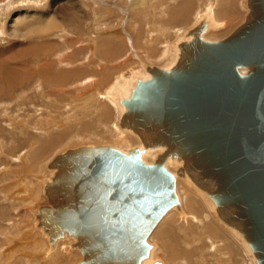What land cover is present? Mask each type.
<instances>
[{"label":"water","instance_id":"1","mask_svg":"<svg viewBox=\"0 0 264 264\" xmlns=\"http://www.w3.org/2000/svg\"><path fill=\"white\" fill-rule=\"evenodd\" d=\"M247 2L226 38L205 41L201 21L170 68L146 66L130 85L118 125L140 147H82L55 160L35 216L51 246L67 235L78 264H141L150 233L179 207L177 177L188 176L264 264V0ZM167 160L180 167L170 171Z\"/></svg>","mask_w":264,"mask_h":264},{"label":"rangeland","instance_id":"2","mask_svg":"<svg viewBox=\"0 0 264 264\" xmlns=\"http://www.w3.org/2000/svg\"><path fill=\"white\" fill-rule=\"evenodd\" d=\"M35 1L0 0V24L6 31L2 34L0 33V264H8V262L29 264V262L24 260V256L27 255L28 250L30 248L31 250H40L42 249V245L44 251L50 253L46 259L42 260L43 264H78L83 258L79 250L71 248L69 239L60 241L57 243L60 244L56 246L57 249L51 250L49 238L45 237L41 230H37V222L33 217L37 210H35V207L32 208L35 206V203L31 205V199L22 192L25 191L27 186L19 185L17 182L20 178L24 180L28 179L27 182L33 184L31 189H35L36 182H38L37 179L41 178L43 182L48 181L51 173L48 170V164L59 153H65L70 149L83 146H112L119 148L116 147L118 143L120 145L123 141L122 139H125V137L129 138L128 134L121 131V128L118 126L117 117L119 116H117V113L118 108H121V106L113 99L117 94L115 91L120 85L118 82L123 79L119 75V72L123 71L124 73L128 69H133L142 74L141 62L165 66L159 60L158 62L148 56L145 52L146 48L141 46V39L144 40L145 38L149 40L153 48L156 47L155 49L158 51L163 49L165 55L169 57L170 51H175L174 48H170L171 44H177L185 31L193 27L196 22L201 21L205 14H208L219 26L211 29L205 38L210 41H219L226 38L243 22L248 10L245 0H159L157 3L159 5L158 8L150 9L149 15L147 14L149 21L147 20L148 22H144L143 25L141 24V13L130 10L132 0H37L41 2L38 5L34 3ZM184 2L191 4V9L186 10V12L190 11L188 12L190 14L184 13L185 9L183 11L182 9L179 10L180 4ZM34 12L55 16L56 24L52 27V31L46 35L43 34V38H40L42 35L40 37L35 35L30 38H12L10 19L16 17L17 14L28 16ZM155 12L156 15H153ZM225 13L228 15L225 16ZM161 24H164V26L161 27ZM143 28L142 34L141 29ZM98 41H100L99 49L96 46ZM116 47L120 51H116ZM165 49L168 50L169 54L166 53ZM115 55L117 56L116 58ZM113 58L115 59L112 60ZM31 73L34 75V78L29 77L32 75ZM58 74L62 75L59 79L57 78ZM110 74L113 75L112 78L115 81L114 85L111 84L109 86L106 80ZM65 76L69 78L66 81L64 79ZM74 76L77 77L73 78ZM6 78L8 79L7 82H5ZM82 79L83 82H81ZM87 79L92 80L93 84L85 82ZM23 92H26L24 98H18L17 100L15 97ZM44 95L46 97L43 99L42 96ZM105 101L118 104L115 114L110 118L105 115V111L103 110ZM69 113H72L74 116L72 117V114ZM104 116L107 118L106 120L103 118ZM67 118L72 123L83 120L84 124L86 122L89 125L86 129L85 138L77 140L75 136L81 131L82 125L74 123V133L65 134L61 130H56L57 133H60V137L55 139L56 142L51 146L50 150L46 146V142L43 144L45 148H42V150L40 148L37 150L32 148L31 144H37L38 147L40 146V140L44 142L45 137H50L52 133L55 134V128L59 124L65 123ZM102 124L105 126L103 127ZM92 131H99L101 133L98 136L100 139L88 137V133ZM106 133L109 134L106 135ZM117 134L122 137L120 136L119 139ZM29 147L32 158L39 157L38 160L34 159L37 163L34 162V166L31 167L26 164L27 154L25 153L29 151ZM43 165H45L44 169ZM25 174L27 175L25 176ZM185 187L189 189V186L185 185ZM17 192L21 196V200L17 199L19 197L16 194ZM191 192L193 191L191 190ZM193 193L191 195L180 193V196L183 195L184 201L185 198L191 199V203L200 198V201L207 208L208 215L215 219L213 207L205 197L198 191ZM184 195L186 196L184 197ZM182 197L180 199L183 205L184 201ZM39 199L37 201L38 205H45L47 203V198L44 195L40 196ZM194 208L198 209L199 207ZM196 209L195 213H199V215H194L193 217L187 215L189 218H186V214L184 216L181 215L182 217L180 216V218L182 220H179V224L171 222V226H169V223L166 221H164L165 226L161 224L163 227H166L165 231L170 232L168 236L170 237V243L174 242L173 244L176 246V250L173 249L177 253L176 259L181 255V258H178L180 261L178 259V261L175 260V264H179V262L180 264H187L191 258L189 255H193L197 250L202 249V245L204 244L209 247L210 250H208L207 255H210L211 258L212 244L214 242L218 244L223 253L226 254V258L233 262V264H243V262L244 264H253V262L256 264L254 260L252 261L244 245L230 233V230L228 232V229L217 218L215 220L223 229L225 228V231L235 238V241H224L227 239L214 238L212 235L203 234L202 229L204 228L200 222H202L201 219H203L206 211H202L203 209L200 208L197 212ZM31 210H35L36 212L32 214ZM184 213L186 212L184 211ZM190 218H194L192 220V232L187 227L189 221L187 219ZM180 221L184 222L181 223ZM163 227L158 226L157 232L150 237L152 240L149 239L150 243L156 244L153 253L162 247L160 241H163V238L159 240L160 234L157 237L155 235L160 233L159 231H161V234L166 233ZM176 230L179 232L175 234ZM193 232H196L195 235ZM173 234L175 235L173 236ZM187 234L190 235L188 236ZM179 235L186 239L189 237V239L186 240L183 237L181 238V236L179 238ZM201 239H206L207 244L205 242L203 244ZM178 240L180 243H175ZM233 242L234 244H232ZM235 244L237 245L233 246ZM228 245L233 248H230ZM241 245L246 250V253H248L246 255L249 258H245L244 255L242 257L236 256L240 255V252L237 253L239 251L237 249L241 248ZM46 247H49L47 248L49 251ZM193 251L194 253H192ZM38 255H32V257ZM160 259L162 258L158 260ZM191 261L194 262L195 259ZM212 261L210 259L209 264H212Z\"/></svg>","mask_w":264,"mask_h":264},{"label":"bare ground","instance_id":"3","mask_svg":"<svg viewBox=\"0 0 264 264\" xmlns=\"http://www.w3.org/2000/svg\"><path fill=\"white\" fill-rule=\"evenodd\" d=\"M221 1V0H220ZM234 1V0H233ZM159 2V0H132V4H131V8H130V10H133V11H138V12H140L141 13V24H143L144 25V22H148L149 21V18H148V15H149V12L151 11L150 9H152V8H158V3ZM224 3H225V1H223ZM228 2V1H227ZM245 2H246V4H247V10H248V2H247V0H245ZM36 5H38V4H40L41 2L39 1H35L34 2ZM228 3H230V2H228ZM223 4V3H222ZM191 4H187V3H183V4H180V6H179V10L180 9H182V11H183V9H185V12L184 13H188V12H190V11H188V12H186V10H189V9H191ZM223 8V7H222ZM228 8V7H227ZM173 10V9H172ZM212 10V9H211ZM173 11H175V10H173ZM217 11V10H216ZM223 11H225V10H223ZM172 12V11H171ZM170 12V13H171ZM177 12V11H176ZM248 12V11H247ZM169 13V14H170ZM172 13H174V12H172ZM211 13V12H210ZM209 13V14H210ZM148 14V15H147ZM183 14V13H182ZM188 14H190V13H188ZM226 14V13H225ZM233 14V13H232ZM151 15V14H150ZM153 15H156V12H155V14L153 13ZM172 15V14H171ZM228 14H226L225 16H227ZM173 16V15H172ZM171 16V17H172ZM217 16H218V14H217ZM156 17V16H155ZM189 17V16H188ZM246 17V16H245ZM152 18V17H151ZM154 18V17H153ZM162 18V17H161ZM211 19V20H210ZM223 19V18H222ZM245 19V18H244ZM148 20V21H147ZM153 20V19H152ZM183 20V19H182ZM186 20V19H185ZM201 21H204V22H206L207 23V30H206V32L202 35V38L205 40V41H209V42H216V41H210V40H208L207 38H205V36H206V34L211 30V29H213V28H217V27H219V26H217V22L215 23L214 21H213V19L212 18H210L209 17V15L208 14H205L204 16H203V19L201 20ZM201 21H198V22H196V24L194 25V26H196L199 22H201ZM235 21V20H234ZM244 21V20H243ZM228 22V21H227ZM10 31H11V37L12 38H30V37H32V36H38V37H40L41 35V37L40 38H43V34H47L48 32H51L52 30L51 29H53L52 27L56 24V21H55V16L54 15H52V14H47V13H37V12H34V13H32L31 15H28V16H26V15H22V14H17V16L16 17H12L11 19H10ZM97 23V22H96ZM146 25V24H145ZM162 26H164V24L162 25L161 24V27ZM193 26V27H194ZM7 27V26H6ZM193 27H191L190 29H188V30H186L185 31V33L181 36L182 38L180 39V41L177 43V44H171V49L172 48H174L175 49V51L174 50H172V51H170L171 52V54H170V56L168 57V55H165V51H163V49L161 50V51H158L157 49H155V48H153L152 47V45H151V43L149 42V40H147V39H145L144 38V40L143 39H141V46L142 47H145L146 49V53L148 54V56L151 58V59H153V60H156V61H160V62H162L163 64H165V66H158V65H155V64H147V63H145V62H141V69H142V74H139L138 72H136V71H134L133 69H128V70H126L124 73H123V71H120L119 72V75L121 76V78H123L121 81H122V83H121V81L120 82H118L120 85L118 86V92H117V90L115 91V93H117L116 94V96L115 97H113V99L115 100V101H117L118 103H119V100L120 99H122L123 97H125L126 95H127V93H128V89L130 88V85H132V83H134V81L137 79V78H140V77H143V78H145V77H147L149 74L145 71V67L146 66H148V67H157V68H164V69H168V68H170L173 64H174V62H175V57H176V53H177V45L180 43V42H182V41H184V37H185V35L187 34V32L189 31V30H191ZM0 33L2 34V33H4V32H6L5 31V28L4 27H2V25L0 24ZM8 29V28H7ZM154 30H155V28H154ZM144 31V28L143 29H141V33ZM225 31V30H224ZM138 34V33H137ZM143 34V33H142ZM141 34V35H142ZM6 35V34H5ZM102 35V34H101ZM100 35V36H101ZM107 35H108V33H107ZM139 35V34H138ZM57 36V35H56ZM110 36V35H109ZM102 37V36H101ZM97 38V37H96ZM96 38H94V39H96ZM100 38V37H99ZM139 40V39H138ZM137 40V41H138ZM151 40H153V39H151ZM220 41V40H219ZM99 42L100 41H98L97 42V44H96V46H97V49H99L98 47H99ZM151 42H153V41H151ZM155 42V41H154ZM94 44H95V42H94ZM33 47V46H32ZM35 47V46H34ZM41 47H43V46H41ZM31 48V47H30ZM163 48V47H162ZM166 48V47H165ZM35 49H36V47H35ZM38 49V48H37ZM160 49V48H159ZM169 49V48H168ZM102 50V49H101ZM140 50H142V49H140ZM166 50V49H165ZM116 51H120L119 49H118V47H116ZM143 51V50H142ZM142 53H144V52H142ZM166 53H168V50H166ZM118 54V53H117ZM116 54V55H117ZM124 54V53H123ZM122 54V55H123ZM169 54V53H168ZM92 55H94L93 53H92ZM106 55V54H105ZM110 55H111V53H110ZM115 55V58L118 56L119 57V54L116 56ZM112 56H113V54H112ZM111 56V57H112ZM124 56V55H123ZM122 56V57H123ZM92 57V56H91ZM167 57V58H166ZM115 58H113L112 60H114ZM126 59V58H125ZM129 59V58H128ZM111 60V61H112ZM119 61V60H118ZM158 61V62H159ZM127 63V62H126ZM43 67V66H42ZM99 69H101V68H99ZM241 73H244V71L242 70V71H240ZM116 73H118V72H116ZM32 74V73H31ZM105 74V73H104ZM118 75V74H117ZM29 77H31V78H34V75L32 74V75H30ZM60 77H62V75L61 74H58V76H57V78L59 79ZM77 76H74L73 78H76ZM113 75L112 74H110L109 75V77L107 78V82H108V85L110 86L111 84L112 85H114V81L115 80H113ZM119 77V76H118ZM37 78V77H36ZM103 78V77H102ZM57 79V80H58ZM65 81L66 80H68L69 78H68V76H65ZM0 80H1V76H0ZM7 78L5 79V82H7ZM81 82H83V79L81 80ZM85 82H89V83H92L93 84V81L92 80H85ZM5 84H7V83H5ZM80 84V83H79ZM116 84V83H115ZM66 85H67V83H66ZM78 85V84H77ZM118 85V84H117ZM92 86V85H91ZM90 87V86H89ZM8 88H10V87H8ZM105 89V88H104ZM113 89V88H112ZM10 90V89H9ZM106 90V89H105ZM27 92V91H26ZM26 92L24 93H22V94H18L17 95V97H15V98H17V100H18V98L20 99V98H24V94H26ZM41 94V93H40ZM44 94V93H43ZM21 96V97H20ZM46 97V95H44V96H42V98L44 99ZM108 97V96H107ZM14 98V99H15ZM109 98H111V97H109ZM39 99H41V98H39ZM42 99V100H43ZM98 99V98H97ZM103 99V98H102ZM44 101V100H43ZM96 101V100H95ZM97 102H98V100H97ZM102 103V102H101ZM120 105V104H119ZM121 106V105H120ZM5 107H6V105H5ZM20 107V106H19ZM43 107V106H42ZM117 107H118V104H116V103H113V102H110V101H105L104 102V105H103V110L105 111V115L108 117V118H110L112 115H114L115 114V111L117 110ZM66 108V107H65ZM95 108H97V107H95ZM102 108V107H101ZM121 108H122V106H121ZM121 108H118V113H117V116H119L120 117V115H121V113H122V111H123V108L121 109ZM68 109V108H67ZM73 110V109H72ZM71 110V111H72ZM93 111V110H92ZM100 111H102V109H100ZM100 111H99V113H100ZM98 113V114H99ZM102 113V112H101ZM69 114H72V113H69ZM41 115V114H40ZM64 115V114H63ZM62 115V116H63ZM66 116V115H65ZM70 116V115H69ZM74 115L72 114V117H73ZM52 117V116H51ZM61 117V116H60ZM97 117H98V115H97ZM119 117H117V119L119 120ZM58 118V117H57ZM63 118H64V116H63ZM105 120L107 119V118H105V116L103 117ZM66 119V118H65ZM77 119V118H76ZM100 119H102V118H100ZM100 119H98V120H100ZM104 119H102V120H104ZM60 120V119H59ZM63 120V119H62ZM69 120V118H67V120H65V123L63 124H59V123H57V124H59L58 125V127H56L55 128V134L54 133H52V134H50V137L48 136V137H45L46 139H44L43 141L44 142H42L41 140L39 141V144H40V146H38L37 147V144H31V146H32V148L34 149V150H37V149H41L42 150V148H45V146L43 145L45 142H46V146H48V149L50 150V148H51V146H53L54 144H55V142H56V140L55 139H58L59 137H60V133L58 132L57 133V131L56 130H61V132H65V134H67V133H74L73 131L75 130L74 129V123L75 122H71V120L70 121H68ZM80 120V119H79ZM46 121V120H45ZM81 121V120H80ZM97 121V120H96ZM53 123V122H52ZM76 123H79V124H81L82 125V129H81V131L79 132V134H77L75 137L77 138V140L78 139H83V138H85L86 137V129L88 128V124H86V122H85V124H84V122H83V120L81 121V122H76ZM75 123V124H76ZM100 123V122H99ZM118 123V122H117ZM106 124V123H105ZM48 125H50V124H48ZM55 125V124H54ZM103 125V124H102ZM116 125V124H115ZM53 126V125H52ZM105 125H103V127H104ZM119 126V125H118ZM97 127V126H96ZM100 127V126H99ZM120 127V126H119ZM95 128V127H94ZM102 128V127H101ZM114 128V127H113ZM121 128V127H120ZM54 129V128H53ZM109 129V128H108ZM116 129V128H115ZM77 130H78V128H77ZM80 130V129H79ZM94 130V129H93ZM105 130V129H104ZM103 130V131H104ZM110 130V129H109ZM35 131V130H34ZM44 131H45V129H44ZM44 131H42V132H44ZM111 131V130H110ZM121 131H123V132H125V134L127 133L128 134V136H129V138L128 137H125V139H122L123 141H122V143L119 145V143H118V145L116 146V147H119V148H116V149H119V150H121V147H122V145L123 144H125L126 145V147L128 148V149H130V148H134V147H140V142H139V140L132 134V133H130V132H128V131H126V130H123L122 128H121ZM115 132V131H114ZM113 132V133H114ZM102 133H104V132H102ZM40 134V133H39ZM64 134V133H63ZM83 134V135H82ZM107 134H109V133H106V135ZM85 135V136H84ZM99 135H101V133H99V131H92V132H90V133H88V137H94V138H96V139H100V137H98ZM111 135H112V133H111ZM66 136V135H65ZM117 136L119 137V139H120V136L117 134ZM116 135H115V137H117ZM124 136V135H123ZM126 136V135H125ZM122 137V136H121ZM102 138H104V137H102ZM109 139V138H108ZM110 141V140H109ZM119 141V140H118ZM38 142V141H37ZM121 142V141H120ZM27 144V143H26ZM93 145V144H92ZM83 147H88V148H94V147H97V146H93V147H89V146H83ZM108 147H112V146H108ZM79 148H82V147H79ZM113 148H115V147H113ZM24 149V148H23ZM78 148H75V149H70V150H68V151H66L65 153H59L58 155H56L54 158H53V160L48 164V170L49 171H51V173H50V177L48 178V181L47 182H43V181H41V178L40 179H37L38 180V182H36L37 183V185H36V187H35V189L34 188H32L31 189V187L33 186V184H29L28 182H27V180H24V179H22V178H20V180L17 182L19 185H25V186H27V188L25 189V191H22L23 192V194L25 195V196H28L30 199H31V202H30V204L32 205H34V203H35V206H33L32 208H34L35 207V210H37V212L35 211V210H31L32 211V214H33V212H36L35 214H34V218H35V216H36V214H38V210H39V207L40 206H46L47 204H48V202L45 204V205H38V203H37V201L38 200H40L39 198H40V196H42V195H44L45 196V198H46V195H45V193H44V189H45V186H46V184L47 183H50L51 181H52V179L56 176V175H58V170H57V166H55L54 164H55V162L56 163H58L57 161H55L56 159H58L59 157H61V156H63V155H65V154H67V153H69V152H72V151H74V150H77ZM29 151H26V153L25 154H27V161H26V164H27V166H34V162H36L37 163V161H34V159L35 160H38V158L37 157H34V159L32 158V156H31V152H30V147H29V149H28ZM159 151H161L160 149L159 150H155V151H152V153H151V155H150V157H144V161L145 162H147V163H150L151 162V160H152V156L156 153V152H159ZM39 152V151H38ZM24 155V154H23ZM36 155V154H35ZM40 155H42V154H40ZM46 155V154H45ZM15 157V156H14ZM17 157V156H16ZM43 159V158H42ZM41 159V160H42ZM16 160V159H15ZM25 160V159H24ZM13 161V160H12ZM19 161V160H18ZM61 162V161H60ZM14 163V162H13ZM17 163V162H16ZM40 163V162H39ZM18 164V163H17ZM41 164H43V163H41ZM166 167L170 170V171H172V172H175L179 167H180V164L179 163H177V162H172L171 160H167L166 161ZM40 166V165H39ZM44 166L45 165H43V169H44ZM17 167H18V165H17ZM21 167V166H20ZM41 167V166H40ZM25 169V168H24ZM31 170H32V168H30ZM12 170V169H11ZM15 170H17V169H15ZM47 170V169H46ZM13 171V170H12ZM18 172V171H17ZM31 172V171H30ZM33 172V171H32ZM12 173V172H11ZM25 173V172H24ZM34 174V173H33ZM36 174V173H35ZM14 175H16L15 173H14ZM27 174H25V176H26ZM31 176H34V175H31ZM48 177V176H47ZM17 178H19V177H17ZM36 178V177H35ZM43 179V178H42ZM18 180V179H17ZM16 180V181H17ZM44 180V179H43ZM32 181V180H31ZM20 182V183H19ZM35 182V181H34ZM31 183V182H30ZM184 185V186H183ZM185 185L186 186H189V189H188V187H185ZM24 186V187H25ZM204 189H205V187H201V186H198V185H196L194 182H193V180H191L188 176H185L184 178H182V177H177V179H176V194H177V196H178V198H179V207H177V208H174V209H172V210H170L168 213H166L163 217H162V219L157 223V225L155 226V228L152 230V232L150 233V235H149V237L147 238V243L151 246V250H150V252H149V256H148V258L146 259V260H144L141 264H153L154 262H160L161 264H166V263H171V264H175L176 263V261H178L179 259L178 258H181V255L179 256V257H177V259H176V256H177V253H176V251H174L173 249H175L176 250V246H174V242L171 244L170 243V237L168 236V235H170L167 231H165L166 229V227H163V225H161V224H164V226L166 225L165 223H164V221H166L167 223H169L168 225L169 226H171L170 225V223L171 222H174V224L175 223H178L179 222V220H182V218H180V216L181 215H183L184 216V214H186V216L187 215H189V216H191V217H193L194 215H199V213L198 214H196L195 213V209L196 208H194V207H199L198 209H196V211L197 210H199L200 208L201 209H203L202 211H206L207 210V208L204 206V203H202L201 201H200V198H197L193 203H191L190 201H191V199L189 200V199H187V198H185V201H184V199H183V195L182 196H180L181 194L180 193H185V194H187V195H191V194H194L193 192H196V191H198V192H200L204 197H205V199L209 202V204L213 207V214H214V216L228 229L227 231L228 232H230L234 237H236V239H238L243 245H244V248L248 251V253H249V255H250V257H251V259H252V261L254 260L255 261V263H256V260H255V256L252 254V252H251V250L249 249V247H248V245H247V243H246V241L241 237V235L234 229V228H232V227H230L229 225H227V224H225V222H224V220L219 216V214L217 213V211H216V209H215V207H214V204H212V202H211V200H210V198H209V196H208V194L206 193V192H204ZM191 190L193 191V192H191ZM195 190V191H194ZM39 191H41L40 192V195H39ZM17 195H19L18 194V192L16 193ZM186 195H184V197H185ZM182 197V199H183V205H182V202H181V198ZM189 198V197H188ZM190 198H192V197H190ZM18 200H21V196L19 195V197L17 198ZM184 209V210H183ZM184 211L186 212V213H184ZM198 212V211H197ZM201 213H203V212H201ZM185 216V217H186ZM182 217V216H181ZM184 217V218H185ZM198 217V216H197ZM183 218V219H184ZM186 218H189L188 216L186 217ZM215 218V219H216ZM164 219V220H163ZM194 218H190V219H187V220H189L188 221V228L189 229H191V232L193 231V225H192V223H193V220ZM212 216H209L208 215V212L206 211V214L205 215H203V219H201L202 220V222H200L201 223V226L204 228V229H202L203 230V234L205 233V235L206 234H209V235H212V237H214V238H219V239H227V240H224V241H230V240H232V241H235V238L232 236V235H230V233H228L227 231H225V228L223 229L220 225H219V223L215 220ZM35 220H36V226H37V224H38V221H37V219L35 218ZM163 221V222H162ZM196 221V220H195ZM200 221V220H199ZM162 222V223H161ZM181 222V221H180ZM184 221H182L181 223H183ZM181 223H180V225H181ZM179 224V223H178ZM173 225V224H172ZM184 225V224H183ZM158 226L160 227L161 226V228L163 227L164 228V231L166 232V233H162L161 234V231H159L160 233H157L155 236L157 237V236H159V234H160V236H162V237H160L159 236V240L160 239H162L163 241H160L161 243H162V247H160L161 249H159V250H157L155 253H153L154 252V249H155V245L156 244H152V243H150V241H149V239H150V237H152L151 235L152 234H155L156 232H157V228H158ZM168 226V227H169ZM176 227H178V226H176ZM183 227V226H182ZM171 228V227H170ZM174 228V227H173ZM178 228H181V227H178ZM197 228V227H196ZM199 228H201V227H199ZM159 229V228H158ZM177 229V228H176ZM37 230H41L43 233L42 234H44L45 235V237H48V235L47 234H45L44 233V231L41 229V228H39V227H37ZM169 230V229H168ZM179 230V229H178ZM185 230V229H184ZM199 230V229H198ZM230 230V231H229ZM163 231V230H162ZM163 231V232H164ZM173 231V230H172ZM171 231V232H172ZM181 231V230H180ZM188 231V230H187ZM190 231V230H189ZM179 232V231H178ZM177 232V230H176V232H174L175 234L176 233H178ZM233 232V233H232ZM183 233V232H182ZM181 233V234H182ZM187 233V232H186ZM194 233V232H193ZM196 233V232H195ZM195 233H194V235H195ZM175 234H173V236L175 235ZM180 234V233H179ZM198 234V233H197ZM188 235V234H187ZM190 235V234H189ZM188 235V236H189ZM154 236V235H153ZM172 236V237H173ZM180 236L181 235H179L178 237L180 238ZM186 236V235H185ZM171 237V238H172ZM183 236H181V238H182ZM211 237V236H210ZM49 238V237H48ZM183 238H185V237H183ZM65 239H69L70 240V246H71V248L73 249V250H79V248L78 247H76V245H75V243H76V240H75V238H73V237H68L67 235H65L63 238H61V239H58L56 242H55V244H54V246H51V250L52 251H54L55 250V248H56V246L57 245H60V244H57V243H59L60 241H62V240H65ZM176 239V238H175ZM186 239V238H185ZM189 239V237L186 239V240H188ZM193 239V238H192ZM150 240H152V239H150ZM159 240H157V241H159ZM172 240V239H171ZM180 240V239H179ZM178 240V241H179ZM182 240V239H181ZM194 240V239H193ZM196 240H198V239H196ZM206 239H201V242H203V244H204V242L206 243V241H205ZM155 241H156V239H155ZM176 242L175 241V243H180V241L179 242ZM184 241V240H183ZM72 242H74L73 244H72ZM171 245H170V244ZM220 243V242H219ZM231 243V242H230ZM237 243V242H236ZM207 244V243H206ZM225 244V243H224ZM232 244H234V242L232 243ZM44 245H45V243H44ZM159 245H160V243H159ZM185 245V244H184ZM187 245V244H186ZM213 246H212V256H211V258H210V255H207L208 254V250H210L209 249V247L208 246H206L205 244L204 245H202L203 246V248L202 249H200V250H197L196 251V253H194V251L192 252V253H194L193 255L192 254H190L189 256L191 257L190 258V260H188V262H187V264H209V262H210V259L211 260H213L212 261V264H233V262H231L229 259H227L226 258V254L225 253H223V250L222 249H220V247L218 246V244L217 243H213L212 244ZM223 245V244H222ZM237 244H235V245H233V246H236ZM47 246V245H46ZM180 246V245H179ZM218 246V247H217ZM229 246V245H228ZM230 247V246H229ZM228 247V248H229ZM44 247H43V245H42V249H40V250H31V248L28 250V253H27V255H25L24 257H25V261H27V262H29V264H43L42 263V260H44V259H46V257H48V255L50 254L49 252H47V251H44V249H43ZM47 248H49V247H46V249ZM230 248H233V247H230ZM239 248V247H238ZM242 248V249H241ZM241 248H239V249H237V250H239V251H237V253L238 252H240L239 254L240 255H236V256H241L242 257V255H244V257L245 258H249L246 254H248V253H246V250L243 248V246L241 245ZM57 249V248H56ZM225 249V248H224ZM48 251H49V249H47ZM230 250V249H229ZM169 251H170V253H169ZM192 251V250H191ZM227 251V250H226ZM226 251H224V252H226ZM79 252H80V250H79ZM179 252V251H178ZM190 252V251H189ZM198 252V253H197ZM40 253V254H39ZM166 253H168V254H166ZM184 253V252H183ZM188 253V252H187ZM233 253H235V252H233ZM236 253V254H237ZM39 254V255H38ZM32 255H38V256H34V257H32ZM53 255V254H52ZM234 255V254H233ZM81 256H82V254H81ZM193 256V257H192ZM186 257H187V255H186ZM53 258V257H52ZM82 258H83V256H82ZM152 258H153V260H152ZM159 258H162V259H160V260H158ZM84 259V258H83ZM195 259V261L194 262H192L191 260H194ZM234 259H236V258H234ZM176 260V261H175ZM183 260V259H182ZM239 260V259H238ZM245 260V259H244ZM82 261V260H81ZM180 261V260H179ZM247 261V260H246ZM183 262H185V261H183ZM241 262H243V261H241ZM15 263H17V262H8V264H15ZM182 263V262H181ZM251 263V262H250ZM179 264H180V262H179ZM236 264V263H235ZM243 264H244V262H243ZM249 264V263H248ZM253 264H254V262H253Z\"/></svg>","mask_w":264,"mask_h":264}]
</instances>
